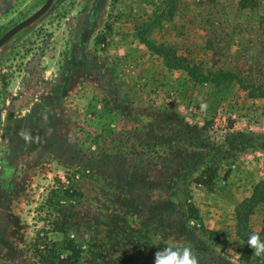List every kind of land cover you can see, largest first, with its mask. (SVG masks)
I'll use <instances>...</instances> for the list:
<instances>
[{
  "label": "rangeland",
  "instance_id": "374dc122",
  "mask_svg": "<svg viewBox=\"0 0 264 264\" xmlns=\"http://www.w3.org/2000/svg\"><path fill=\"white\" fill-rule=\"evenodd\" d=\"M57 1L56 15L0 50V264H41L35 242L65 255L63 236L48 232L57 218L77 264H154L169 244L191 247L199 264H260L240 259L237 212L264 241V201L247 207L264 183V140L224 138L264 134V0ZM95 1L81 58L77 31ZM13 18L1 13L0 28ZM165 108L225 126L213 154L176 175L173 152L156 145L176 128ZM205 163L217 168L212 190L193 181ZM75 170L80 193L65 196L55 178Z\"/></svg>",
  "mask_w": 264,
  "mask_h": 264
},
{
  "label": "trees",
  "instance_id": "16d2710c",
  "mask_svg": "<svg viewBox=\"0 0 264 264\" xmlns=\"http://www.w3.org/2000/svg\"><path fill=\"white\" fill-rule=\"evenodd\" d=\"M112 14L113 13L110 12L109 15ZM111 29L112 22L108 21L105 25V31L109 33ZM139 35L140 39L144 41L150 48L158 51V48L154 47V44L150 39L142 34ZM105 40L106 38L104 34L100 35L96 39L98 42H105ZM159 53H163L164 58L169 62L170 66L183 67L186 70L188 69L187 66H184L178 62H174L166 50H159ZM222 75H229L230 77V74L227 75L224 72H222ZM251 95L254 96L255 94L251 93ZM158 114L165 116L162 118L163 122H167V124L176 126V128L172 130L171 134L159 136V140L156 144L158 147L166 146L173 152L175 163L167 169L170 171V175H176L185 169L193 168L203 162L205 158L211 156L214 151L213 149L217 147L219 143L217 141L219 134L225 129L224 125L215 120H208L204 123H201L193 118L181 117L175 112L169 113L166 108L163 110H158ZM239 135L247 136L250 139L264 140V134L249 133L244 135L242 132H237L233 135L228 132L224 138V141L228 142L232 137H237ZM77 173L78 170L67 172L65 175L66 182L62 181L61 178H55V182L63 184L64 186V189L62 190L63 195L70 197L80 193L75 185V180L77 179L78 175ZM216 175L217 168L213 164L205 163L200 173L193 178V181L207 188L208 190H212ZM256 201H264V183H259L255 186L253 196L248 200L249 203L247 207L251 208ZM47 221L50 223L48 232L61 234L63 236V244L66 254L62 255L57 250V245L55 243L53 244V247H48L46 244H39L38 242H35L34 250L35 253L38 254L41 264H77L80 259V248L69 238L64 222L59 218H57V221ZM245 223V214L239 210L237 212V231L241 238L245 241V246L240 259L244 262H248L251 258H253L256 260V262L264 264V256H254L252 254L253 250L247 245V240L250 234L253 232L248 229V226ZM44 230L45 229L43 228L41 231ZM39 233L40 231H37V236H39Z\"/></svg>",
  "mask_w": 264,
  "mask_h": 264
},
{
  "label": "flooded vegetation",
  "instance_id": "af4514ba",
  "mask_svg": "<svg viewBox=\"0 0 264 264\" xmlns=\"http://www.w3.org/2000/svg\"><path fill=\"white\" fill-rule=\"evenodd\" d=\"M21 0H0V14L2 13L14 16V18L11 21H7V24L4 27L0 28V38L9 30L17 26V24L23 22L30 16H32L34 13H36L46 2V0H33V2H30L27 6L19 4ZM101 5L102 3L100 2V5H98V1H95L94 4L92 5V10L89 11L87 15V22L84 21L82 23V27L77 31V36L79 37V46H80V57L83 58L86 56L88 53V46H87V41H88V35L89 31H91L92 28H94V23L99 16V12L101 10ZM58 7V1L57 0H52L51 5L48 7V9L43 12L37 19L34 21L30 22L28 25L22 27L18 31H16L11 37H9L1 46L0 50L7 48L11 43H15L16 39L20 37L31 25H34L37 23L39 20H41L44 16H46L49 12L50 15H56V8ZM13 11V12H12ZM12 12V13H11ZM16 17V18H15ZM56 19V18H54ZM72 24V21L70 22ZM73 33L74 30H72V25L68 27L66 35L70 36V42H66V49L68 52L66 53L65 60L60 61V64L62 66V69H66L68 66V63L72 61V66H73V60H74V55L72 51L69 50V43L73 42ZM70 51V52H69ZM2 234V232H0Z\"/></svg>",
  "mask_w": 264,
  "mask_h": 264
},
{
  "label": "clouds",
  "instance_id": "9594fccd",
  "mask_svg": "<svg viewBox=\"0 0 264 264\" xmlns=\"http://www.w3.org/2000/svg\"><path fill=\"white\" fill-rule=\"evenodd\" d=\"M25 140L30 139L25 133H21ZM156 245H160L157 241ZM247 245L253 250L252 254L256 257L264 256V241L260 239L259 233L250 234ZM154 264H199L197 254L189 246L165 245L159 247L155 253Z\"/></svg>",
  "mask_w": 264,
  "mask_h": 264
},
{
  "label": "water",
  "instance_id": "95a60500",
  "mask_svg": "<svg viewBox=\"0 0 264 264\" xmlns=\"http://www.w3.org/2000/svg\"><path fill=\"white\" fill-rule=\"evenodd\" d=\"M52 0H46L45 4L32 16L24 20L23 22L17 24L14 28L6 32L1 38H0V46L9 38L11 35H13L16 31L21 29L22 27L28 25L30 22L34 21L37 19L43 12H45L48 7L51 5Z\"/></svg>",
  "mask_w": 264,
  "mask_h": 264
}]
</instances>
